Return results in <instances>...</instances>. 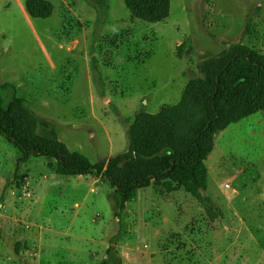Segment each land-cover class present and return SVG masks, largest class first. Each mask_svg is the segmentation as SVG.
<instances>
[{
    "label": "rangeland",
    "instance_id": "374dc122",
    "mask_svg": "<svg viewBox=\"0 0 264 264\" xmlns=\"http://www.w3.org/2000/svg\"><path fill=\"white\" fill-rule=\"evenodd\" d=\"M29 1L0 0V80L17 89L4 99H27L39 140L104 168L147 161L130 126L177 104L204 60L239 43L264 53V0H171L160 22L125 0H44L47 16ZM205 165L204 204L154 183L125 198L0 135V264H264V110L216 134Z\"/></svg>",
    "mask_w": 264,
    "mask_h": 264
},
{
    "label": "trees",
    "instance_id": "16d2710c",
    "mask_svg": "<svg viewBox=\"0 0 264 264\" xmlns=\"http://www.w3.org/2000/svg\"><path fill=\"white\" fill-rule=\"evenodd\" d=\"M131 12L147 22H160L170 13L171 0H125ZM33 16H47L51 4L30 0ZM249 30L247 23L244 32ZM189 47L188 52H192ZM181 54V50H178ZM200 75L190 78L181 100L158 113L140 112L129 129V147L148 158L137 162L132 153L109 159V166L92 163L81 153H71L63 144H48L37 138L28 123L27 99L14 94L8 101L3 92L16 85L0 80V135L23 155L56 160L57 172L88 175L95 172L128 198L151 183L169 193L183 187L201 203L207 186L205 160L214 146V136L230 124L264 110V53L236 44L218 57L200 64ZM186 74V73H185Z\"/></svg>",
    "mask_w": 264,
    "mask_h": 264
}]
</instances>
